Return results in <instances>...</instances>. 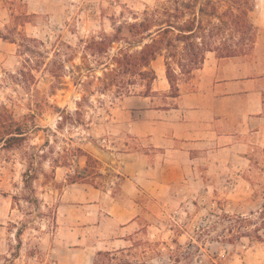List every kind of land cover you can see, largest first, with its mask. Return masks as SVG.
<instances>
[{
  "label": "rangeland",
  "instance_id": "rangeland-1",
  "mask_svg": "<svg viewBox=\"0 0 264 264\" xmlns=\"http://www.w3.org/2000/svg\"><path fill=\"white\" fill-rule=\"evenodd\" d=\"M163 1L0 0V106L30 125L23 143L0 149V264H94L99 251L131 247L128 260L171 264L170 248L189 243L196 246L190 264L211 256L222 264H264V119L252 122L230 149L203 159V171H123L127 154H157L145 136L129 132L136 115L159 119L133 111L132 98L144 96L148 77L117 96L104 89L105 60L85 59L84 47L105 33L119 35L111 52L142 49L149 40L131 36L130 26ZM255 3L249 15L258 33L255 47L230 59L264 76V0ZM177 33L165 44L175 43ZM169 51L151 63L157 77L146 102L155 108L175 105L167 62L179 92L197 89L199 69L182 73L187 61L171 59ZM213 55L219 58L207 51L203 59ZM86 154L102 178L77 179L87 176ZM27 169L38 175L33 185L42 203L54 205L55 224L34 219L36 209L19 211V204L30 206L24 201ZM134 216V228L121 232ZM239 216L248 220L242 228L258 227L263 240L244 234L221 242L224 225L238 229Z\"/></svg>",
  "mask_w": 264,
  "mask_h": 264
},
{
  "label": "trees",
  "instance_id": "trees-1",
  "mask_svg": "<svg viewBox=\"0 0 264 264\" xmlns=\"http://www.w3.org/2000/svg\"><path fill=\"white\" fill-rule=\"evenodd\" d=\"M255 0H167L158 4L154 9L147 10L145 17L136 23L131 24V36L141 35V40L148 39L142 49L132 51L130 48H120L117 52H111L112 45L119 39V35H104L97 39L92 37L87 41L84 51L88 57H98L103 61L107 71L104 72V89L112 91L120 96L131 91L132 85L140 80H147V86L144 96H150L152 91V83L156 79V73L151 68V63L157 56L167 49L171 59L187 61L181 63V72L191 74L194 70L200 69L204 61L203 53L207 51H215L219 54V58H232L238 56H248L254 49L257 40V29L250 20V13L255 9ZM134 28H137L134 30ZM178 31L175 36V43H166L171 33ZM161 36H163L161 38ZM181 43H184V51H179ZM205 55V54H204ZM179 56V57H178ZM104 57V59H103ZM205 58V56H204ZM60 70H66L64 64L60 63ZM149 68V70H144ZM61 72V71H59ZM168 79L173 89H177V94L172 97L179 96V88L174 85L170 62H167ZM175 75V73L173 74ZM139 78V79H138ZM64 120V117H62ZM63 123V122H61ZM30 125L22 120H17L9 112L5 105L0 106V149H13L23 143L28 136ZM87 156V166L84 170L85 175H77V179H85L86 177H100L104 175L96 171H91V161L93 157ZM99 163L98 160H95ZM25 190L29 196L24 198L25 204L30 205L24 208V204H19V211L25 209H36L34 219H47L48 223H56V210L54 205L42 203L37 196L36 189L33 185L38 179L36 172L27 169L24 174ZM74 179V178H73ZM94 179V178H93ZM16 199V197H14ZM42 204L47 209L46 212L41 210ZM263 212L261 211L260 215ZM225 214L224 216H226ZM260 217V216H259ZM263 217V216H261ZM237 221L241 224L238 229L232 226L225 228L227 232L221 238V242L237 240L249 234L252 238L263 240L259 234L261 225L254 229L246 230L242 228V223L247 222L246 218L238 217ZM27 219L21 221L22 226L16 231V237L21 239L24 232V226L27 225ZM217 241H220L218 239ZM191 247H196L193 243H189L188 247L178 244L175 248H170L171 264H190L193 260L194 252ZM131 248H121L112 251H99L95 258L94 264H145L143 261H131L127 259V255H134ZM222 258L211 256L206 262L200 264H222Z\"/></svg>",
  "mask_w": 264,
  "mask_h": 264
},
{
  "label": "crops",
  "instance_id": "crops-1",
  "mask_svg": "<svg viewBox=\"0 0 264 264\" xmlns=\"http://www.w3.org/2000/svg\"><path fill=\"white\" fill-rule=\"evenodd\" d=\"M250 68L213 55L198 70L197 89L179 92L171 108L152 107L150 96L133 97L135 113L159 119L136 115L129 132L145 136L157 154H127L123 171H203V159L230 149L252 122L264 119V76L249 74ZM134 218L121 232L134 228Z\"/></svg>",
  "mask_w": 264,
  "mask_h": 264
}]
</instances>
